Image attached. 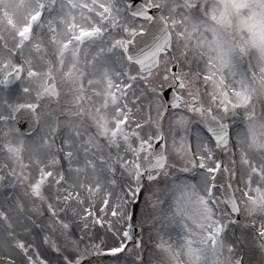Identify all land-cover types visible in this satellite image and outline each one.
<instances>
[{
	"label": "snow or ice",
	"instance_id": "1",
	"mask_svg": "<svg viewBox=\"0 0 264 264\" xmlns=\"http://www.w3.org/2000/svg\"><path fill=\"white\" fill-rule=\"evenodd\" d=\"M0 264H264V0H0Z\"/></svg>",
	"mask_w": 264,
	"mask_h": 264
},
{
	"label": "water",
	"instance_id": "2",
	"mask_svg": "<svg viewBox=\"0 0 264 264\" xmlns=\"http://www.w3.org/2000/svg\"><path fill=\"white\" fill-rule=\"evenodd\" d=\"M23 124V122H22ZM23 130H27V125L26 124H23ZM249 257L246 256V259H248ZM251 259L255 260V261H258L259 260V256L258 254L257 255H254V256H251L250 257Z\"/></svg>",
	"mask_w": 264,
	"mask_h": 264
}]
</instances>
